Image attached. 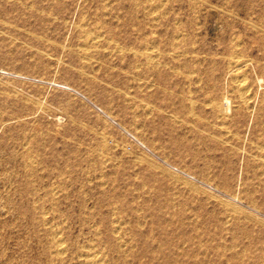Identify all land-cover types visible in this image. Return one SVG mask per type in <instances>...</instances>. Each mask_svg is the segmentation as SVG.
<instances>
[{
  "label": "rangeland",
  "instance_id": "1",
  "mask_svg": "<svg viewBox=\"0 0 264 264\" xmlns=\"http://www.w3.org/2000/svg\"><path fill=\"white\" fill-rule=\"evenodd\" d=\"M144 1L0 0V264H76L107 229L146 227L156 214L234 231L252 254L264 246V112L255 127L258 109L240 105L227 73L228 46L264 63V39L224 35L226 21L243 31L264 17L225 0ZM223 93L229 117L214 105ZM49 229L61 231L63 254Z\"/></svg>",
  "mask_w": 264,
  "mask_h": 264
},
{
  "label": "bare ground",
  "instance_id": "2",
  "mask_svg": "<svg viewBox=\"0 0 264 264\" xmlns=\"http://www.w3.org/2000/svg\"><path fill=\"white\" fill-rule=\"evenodd\" d=\"M149 2L150 0H145ZM145 1L143 2L145 4ZM152 1V0H151ZM166 1V0H163ZM168 1V0H167ZM200 1V0H198ZM195 2V1H194ZM202 2V1H201ZM160 3V2H159ZM163 3V2H162ZM197 3V2H195ZM199 3V2H198ZM205 3V1H204ZM203 3V4H204ZM225 3L224 9L228 7H233L234 9L231 10H237L238 15L239 14H247V15H253V12H257V16L259 18L264 17V6L259 5V3H256V0H225L223 1V4ZM208 4V3H206ZM164 5V4H163ZM150 9V15H152L155 11L154 5H147ZM162 4L160 5V7ZM168 6V5H167ZM166 6V7H167ZM218 6V5H217ZM212 7V5H211ZM210 7V8H211ZM31 9V8H30ZM195 9V8H194ZM147 10V9H145ZM223 10V9H222ZM227 10H229L227 8ZM148 12V11H147ZM167 12V10H166ZM193 12V11H192ZM196 12V10H195ZM234 12V11H232ZM228 13V14H232ZM191 13V12H190ZM198 13V12H196ZM226 13V14H227ZM167 14V13H166ZM233 15V14H232ZM250 15V17H251ZM162 16V15H161ZM227 16V15H226ZM153 17V15H152ZM156 18V17H155ZM159 18V17H158ZM154 19V18H153ZM228 19V18H227ZM158 21V20H157ZM156 22V21H155ZM250 25H245L244 30L241 29L235 30V26L232 24L231 21H226V29H225V37L226 34H228L229 30H231V34H233L236 38L238 36H244V34L248 35L249 38H255L258 39L259 45H262L261 39H264V23H259L255 20L248 21ZM262 22V21H261ZM81 25V24H80ZM145 25V24H144ZM84 27V26H83ZM82 28V27H81ZM85 28V27H84ZM102 28V27H101ZM155 28V27H154ZM98 29V28H96ZM140 33L144 32V26L140 24ZM85 30V29H84ZM86 31V30H85ZM92 31V30H91ZM102 30H100L101 32ZM84 32V31H83ZM90 32V31H89ZM93 32L92 36H93ZM85 33V32H84ZM99 33V32H98ZM97 33V34H98ZM155 33V32H154ZM182 33V32H181ZM239 33V34H237ZM95 34V33H94ZM90 35V34H89ZM96 35V34H95ZM181 35V34H180ZM186 35V34H185ZM184 35V36H185ZM232 35V36H233ZM237 35V36H236ZM84 36V35H83ZM86 36V35H85ZM143 36V35H142ZM176 36V35H175ZM101 37V35L99 36ZM99 37L95 36L94 39ZM103 37V36H102ZM160 37V36H159ZM177 37V36H176ZM181 37V36H180ZM234 37V38H235ZM145 38V36H144ZM239 38V37H238ZM82 39V38H81ZM93 39V38H92ZM93 39V40H94ZM97 39V41H98ZM104 39V38H103ZM102 39V40H103ZM151 39V38H150ZM178 39V37H177ZM177 39L176 40L177 42ZM186 39V38H184ZM240 39V38H239ZM90 40V39H88ZM87 40V42H89ZM101 39H99L100 41ZM101 40V41H102ZM111 40V39H110ZM235 40L232 37V41ZM98 41V42H99ZM179 41V40H178ZM183 41V39H182ZM231 41V42H232ZM95 42V41H94ZM154 42V41H153ZM185 42V41H184ZM84 42L83 44H85ZM90 43V42H89ZM112 43V42H110ZM172 42H170L171 44ZM234 43V41L232 42ZM93 44V43H91ZM97 44V42H96ZM152 44V42H151ZM181 44V43H180ZM183 44V43H182ZM241 42L236 41V45L233 47L228 46V49L231 51L232 57L230 60H227L229 63V68L227 69V73L230 75L229 77H232V82L236 81L235 86L238 90V93H240V105L245 106V108L248 110V113L250 112V115L253 114V112L258 109V115L256 117V126L257 124H260L259 118L261 117V112H264V96L261 97V91H259L260 85L264 82V63L261 59L255 58L254 56L250 55H244V46L240 45ZM87 44H85L86 46ZM90 45V44H89ZM88 46V48L91 50V48ZM141 49L140 52L142 56L146 59L148 63L151 64L152 67H155V54L157 51H155L154 45L148 44V42L142 41L140 43ZM156 45V44H155ZM174 45V44H173ZM84 46V45H83ZM81 46V47H83ZM86 46V47H87ZM93 46V45H92ZM171 46V45H170ZM177 46V45H176ZM240 46V47H239ZM84 47V48H86ZM105 47V46H104ZM102 47V48H104ZM122 47V46H121ZM158 47V46H156ZM80 47H78L79 50ZM87 48V49H88ZM96 48V47H95ZM108 48V47H107ZM240 48V49H238ZM81 49V48H80ZM100 49V48H99ZM112 49V48H111ZM117 49V48H116ZM122 50V48H119ZM70 50V49H69ZM86 51V49H83ZM88 50V51H90ZM93 50V49H92ZM95 50V49H94ZM134 50V48H133ZM71 51V50H70ZM80 51V50H79ZM87 51V52H88ZM105 51V49L103 50ZM110 51V50H109ZM116 51V50H115ZM118 51V50H117ZM116 51V53H117ZM135 51V50H134ZM132 51V52H134ZM139 51V49L137 50ZM159 52V51H158ZM168 52V51H167ZM184 52V51H183ZM186 52V51H185ZM91 53V52H89ZM99 53V52H98ZM111 53V52H110ZM122 53V52H121ZM161 53V52H160ZM85 54V53H84ZM93 54V53H92ZM90 54V55H92ZM109 54V53H108ZM133 54V53H132ZM169 54V52H168ZM172 54V53H171ZM170 54V56H171ZM183 54V53H182ZM188 54V52L186 53ZM192 54V53H191ZM190 54V55H191ZM111 55V54H110ZM134 55V54H133ZM157 55H160L159 53ZM166 55V54H165ZM175 55V54H174ZM178 55V54H177ZM176 55V56H177ZM185 55V54H184ZM85 58L86 55H84ZM173 56V55H172ZM181 56V55H179ZM188 56V55H187ZM192 56H194L192 54ZM91 57V56H90ZM90 57H88L90 59ZM157 57V56H156ZM161 57V56H160ZM184 57V56H183ZM92 58V57H91ZM173 58V57H172ZM180 58V57H178ZM82 59V57H81ZM94 59V58H93ZM91 59V60H93ZM175 59V58H174ZM228 59V58H227ZM87 61L86 59H84ZM90 60V61H91ZM83 61V60H82ZM97 61V60H96ZM144 61V60H143ZM93 62V61H92ZM158 62V61H157ZM159 64V63H158ZM157 66L159 67L160 65ZM137 65V64H136ZM146 65V64H145ZM139 66V65H138ZM252 67L253 75L255 80L253 83H249L247 81V74L249 73L248 69ZM136 68V67H135ZM139 68V67H138ZM138 70V69H137ZM194 72V71H192ZM191 72V73H192ZM174 73V72H173ZM227 75V74H226ZM132 76V75H131ZM152 76V75H151ZM225 77V76H224ZM247 77V78H246ZM134 78V76H133ZM215 77H212V79ZM139 77H137L136 81H140ZM227 79V78H226ZM229 79V78H228ZM134 80V79H133ZM198 80V79H197ZM201 80V79H199ZM141 81H144L143 79ZM147 81V80H145ZM231 81V80H230ZM148 82V81H147ZM154 82V81H153ZM144 83V82H143ZM257 83L256 87L255 84ZM153 84V83H152ZM151 84V85H152ZM149 87H152V86ZM231 86V85H230ZM144 87V86H143ZM148 87V88H149ZM233 87V86H232ZM141 88V87H140ZM227 88V87H225ZM262 88V87H261ZM142 89V88H141ZM164 89V88H163ZM230 91V90H229ZM227 91V92H229ZM233 91V88H232ZM172 93V92H171ZM175 93V92H174ZM231 93V92H230ZM229 93V94H230ZM223 93V100L220 102H214V105L220 115H227L230 112H233V108L231 106L230 98ZM236 98V97H235ZM214 99V98H213ZM225 99V100H224ZM190 100V99H189ZM192 100V99H191ZM260 101V102H259ZM259 102V103H258ZM32 103V102H31ZM195 103V102H194ZM202 103V102H201ZM208 103V102H207ZM206 103V104H207ZM209 103H211L209 101ZM204 104V103H203ZM205 104V105H206ZM234 104V103H233ZM259 104V105H258ZM36 105V104H35ZM34 105V106H35ZM148 105V104H147ZM204 105V106H205ZM238 105V104H237ZM41 106V105H40ZM144 106V105H143ZM235 106V104H234ZM212 107V105H211ZM150 108V107H149ZM214 108V107H213ZM245 109V110H246ZM41 110V109H40ZM236 113L238 114L237 117L240 119H244L246 117V114H243L242 112H239L238 110H235L234 115L236 116ZM149 115V114H147ZM171 115V114H168ZM174 115V114H173ZM221 116V117H222ZM228 116V115H227ZM218 117V116H217ZM220 117V116H219ZM229 117V116H228ZM253 117V115H252ZM170 118V117H169ZM174 118V117H173ZM262 118V117H261ZM22 119V118H21ZM219 119V118H218ZM252 120V119H251ZM228 122V121H227ZM226 123V122H224ZM225 125V124H224ZM227 125V123H226ZM225 125V126H226ZM219 126V125H218ZM231 126V125H230ZM227 127V126H226ZM228 130V129H227ZM226 130V132H227ZM229 133V130H228ZM104 141V139H103ZM222 142V140L220 141ZM226 143V142H224ZM106 144V142H105ZM222 144V143H221ZM264 145V144H263ZM259 146V144L255 145ZM262 146V144H261ZM112 147V146H111ZM232 147V146H231ZM116 148V147H115ZM264 148V147H263ZM114 149V148H113ZM160 149V148H159ZM257 149V148H256ZM112 150V149H111ZM258 150V149H257ZM259 150H262L259 148ZM98 151V150H97ZM101 151V149H100ZM237 151V150H236ZM264 151V150H263ZM92 152V151H91ZM95 152V151H94ZM96 153V152H95ZM99 153V152H98ZM255 156V154H253ZM250 155V156H253ZM93 156V155H92ZM99 156V155H98ZM262 156V155H261ZM101 157V156H100ZM104 157V155H103ZM109 157V156H108ZM138 158V157H137ZM136 158V159H137ZM140 158V157H139ZM248 158V157H247ZM254 158V157H253ZM261 159L262 157L259 156ZM258 158V159H259ZM264 158V155H263ZM262 158V159H263ZM104 160V159H103ZM108 160V159H107ZM106 160V161H107ZM142 160V159H141ZM33 161V160H32ZM35 161V160H34ZM36 162V161H35ZM262 162V161H261ZM33 163V162H32ZM108 163V162H107ZM105 162V165L107 164ZM114 163V162H113ZM121 163V162H120ZM104 164V163H103ZM252 164V162H251ZM36 165V164H34ZM149 165V164H148ZM259 168V165H257ZM113 167V166H111ZM150 169V167H149ZM154 169L157 170V168L154 165ZM172 169V168H171ZM253 169V167H252ZM164 171V170H163ZM175 171V170H174ZM168 172V171H167ZM261 172V171H260ZM166 173V172H165ZM177 173V172H175ZM250 173V172H249ZM198 174V173H197ZM102 175L99 174V176ZM161 175V174H160ZM172 175V174H171ZM114 176V175H113ZM136 176V175H135ZM178 176V175H177ZM175 176V177H177ZM261 176V175H260ZM189 177V176H188ZM208 177V176H207ZM101 178V177H100ZM178 178V177H177ZM192 178V177H191ZM182 179V178H181ZM250 179V178H249ZM185 181V179H184ZM106 182V181H105ZM104 182V183H105ZM211 182V181H210ZM213 182V181H212ZM143 184V183H142ZM195 184V182H194ZM102 185V184H101ZM100 185V186H101ZM105 185V184H104ZM175 185V184H174ZM173 185V186H174ZM182 185V184H180ZM229 185V184H228ZM257 185V184H256ZM217 186V185H216ZM259 186V185H258ZM103 187V186H102ZM105 187V186H104ZM218 187V186H217ZM246 187V186H245ZM196 188V187H195ZM230 188V187H229ZM249 188V187H248ZM59 189V188H58ZM144 189V188H143ZM213 189V188H212ZM238 189V187H237ZM60 190V189H59ZM216 190H218L216 188ZM215 190V191H216ZM247 190V189H246ZM151 191V190H150ZM191 191V190H190ZM195 191V190H194ZM221 190H219L220 192ZM59 191L56 192V194ZM217 192V191H216ZM226 192V191H224ZM194 193V192H193ZM197 193V192H196ZM222 193V192H221ZM219 193V194H221ZM238 193V192H237ZM53 194V193H52ZM199 194V193H198ZM205 194V193H204ZM226 194V193H225ZM229 194V193H228ZM251 194V193H250ZM214 195V194H213ZM223 195V194H222ZM105 196V195H104ZM216 196V195H215ZM218 196V195H217ZM216 196V197H217ZM221 196V195H220ZM234 196V195H233ZM214 197V196H213ZM212 199L214 200V198ZM226 197V196H225ZM219 198V197H218ZM237 198V196H236ZM216 199V198H215ZM226 199V198H224ZM228 199V198H227ZM231 199V198H230ZM235 199V198H234ZM170 200V199H169ZM211 201V200H210ZM231 201V200H230ZM238 201V200H237ZM236 201V202H237ZM115 202V201H114ZM169 202V201H168ZM220 202V201H219ZM242 202V201H240ZM150 203V202H149ZM234 203V202H233ZM243 203V202H242ZM241 203V204H242ZM239 204V205H241ZM252 204V203H251ZM221 205V204H220ZM227 205V204H226ZM233 207L236 206V204H232ZM248 205V204H247ZM243 204L241 206H246ZM174 207V205H173ZM226 207V206H225ZM231 208V210H235L234 208ZM242 208V207H241ZM174 209V208H173ZM239 208L236 206V212H238ZM249 209V208H248ZM251 209V207H250ZM254 209V208H252ZM114 214L115 208H112ZM213 210V209H212ZM259 210V209H258ZM256 210V211H258ZM140 212V210H138ZM231 211V212H233ZM243 211V209H242ZM241 211V212H242ZM246 211V210H245ZM255 211V210H254ZM136 212V211H135ZM250 212V211H249ZM259 212V211H258ZM42 213V212H41ZM137 213V212H136ZM234 213V212H233ZM253 213V212H252ZM251 213V214H252ZM240 214V213H239ZM244 214V213H243ZM246 214V213H245ZM254 214V213H253ZM44 215V213H43ZM225 215V214H224ZM258 215V214H257ZM252 216V215H251ZM230 217V216H229ZM246 217V216H245ZM227 218V217H226ZM257 218V217H256ZM247 219V218H245ZM44 220V219H43ZM116 220V219H115ZM114 220V221H115ZM145 220V219H144ZM47 221V220H46ZM246 221V220H245ZM50 222V221H48ZM47 222V224H48ZM111 223V222H110ZM114 223V222H113ZM229 222H225V224H228ZM254 223V222H253ZM46 224V225H47ZM116 224V221H115ZM122 224V223H121ZM125 224V223H124ZM129 224V223H128ZM264 224V222H263ZM50 226V224H48ZM139 226V225H138ZM226 225H224L225 227ZM47 227V226H46ZM52 227V226H51ZM55 227V224H54ZM236 227V226H235ZM239 227V226H238ZM243 228V227H242ZM51 230V233L53 234V245L58 246V253L63 254V238H60L58 234L61 235V231L57 233L56 231ZM56 230V229H55ZM62 230V229H61ZM97 231V230H96ZM99 231V230H98ZM229 230L227 229H215L212 230L207 226L201 225L198 226L196 220L191 219H184L182 217H175L174 214L172 216H168L166 214H156V216L152 217V222L150 225L146 227H140V228H129L128 230L122 229V227H116L113 228L111 231L107 229L103 236V240L97 241L93 243H89L90 246H88L87 251L84 253H81L77 259L76 264H158L160 263V260L163 259L166 264H264V246H260L258 253H253V250H251L250 246L248 244H243L241 240L237 238L236 233L232 231L230 234H226ZM240 232V230H239ZM100 234V232H99ZM130 234V236H128ZM51 237V235H50ZM64 237V236H63ZM95 237V236H94ZM243 239V238H242ZM80 240V239H79ZM94 241L93 238L90 239V241ZM98 240V239H97ZM65 242V240H64ZM89 242V240H88ZM66 243V242H65ZM77 243V241H76ZM50 244V243H49ZM67 244V243H66ZM184 245H187L185 248ZM55 246V247H56ZM67 246V245H65ZM82 247V245H80ZM200 246V247H198ZM78 247V244L77 246ZM181 247V249H180ZM188 248V249H187ZM66 249V248H65ZM186 249V250H185ZM55 250V249H54ZM53 250V251H54ZM78 250V249H77ZM67 251V249H66ZM70 251V250H69ZM54 253V252H53ZM77 253V252H76ZM56 254V252L54 253ZM53 254V255H54ZM70 255V253H69ZM77 255V256H78ZM186 255L187 259L180 258L181 256ZM63 256V255H62ZM73 257V255H72ZM200 258L201 260H199ZM55 259V258H54ZM74 259V258H73ZM72 259V260H73ZM71 260V261H72ZM185 260V261H182ZM66 261V260H65ZM64 259L62 260L65 262ZM52 262V261H51ZM50 264V263H49ZM66 264V262H65Z\"/></svg>",
  "mask_w": 264,
  "mask_h": 264
}]
</instances>
